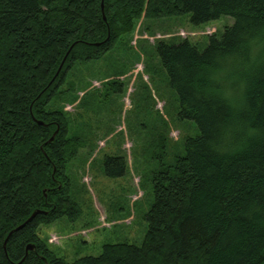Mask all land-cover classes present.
<instances>
[{
  "label": "trees",
  "instance_id": "1",
  "mask_svg": "<svg viewBox=\"0 0 264 264\" xmlns=\"http://www.w3.org/2000/svg\"><path fill=\"white\" fill-rule=\"evenodd\" d=\"M102 2L105 20L101 0H0V264H264V0ZM184 14L193 25L223 15L233 23L202 51L186 38L139 47L165 70L178 117L200 132L153 172L140 246L106 243L67 262L38 228L80 214L65 169L85 141L60 106L77 99L73 72L119 48L139 18ZM90 99L80 105L93 112ZM103 165L111 177L127 170L123 156L106 155Z\"/></svg>",
  "mask_w": 264,
  "mask_h": 264
},
{
  "label": "rangeland",
  "instance_id": "2",
  "mask_svg": "<svg viewBox=\"0 0 264 264\" xmlns=\"http://www.w3.org/2000/svg\"><path fill=\"white\" fill-rule=\"evenodd\" d=\"M232 23L229 15L199 25L189 21V14L160 20L141 17L119 48L74 70L71 79L81 84L75 90L77 99L61 101L60 106L70 132L85 141L65 169L80 214L73 222L63 216L38 228L40 238L57 256L73 262L99 255L106 243L142 244L153 172L184 154L185 138L200 131L193 120L178 117V97L167 84L165 70L158 60H147L139 46L186 38L202 51L208 36L220 37ZM109 79L118 83L112 89ZM85 93L91 94L93 112L80 105ZM106 155L123 156L126 173L108 176L103 165Z\"/></svg>",
  "mask_w": 264,
  "mask_h": 264
},
{
  "label": "water",
  "instance_id": "3",
  "mask_svg": "<svg viewBox=\"0 0 264 264\" xmlns=\"http://www.w3.org/2000/svg\"><path fill=\"white\" fill-rule=\"evenodd\" d=\"M100 7H101L102 18L105 20V15H104V10H103V2H102V0H101ZM96 44H98V43H96ZM71 46H73V45H71ZM71 46L69 47V49L71 48ZM69 49H68V51L66 52V54L64 55V57H63V59H62L60 65H59V67L57 68V71H56V73H55L53 79L57 76V74H58V72H59V70H60V68H61V66H62V64H63V62H64V60H65V57L67 56V54H68V52H69ZM53 79H52V80H53ZM52 80L49 82V84L52 82ZM49 84H48V85H49ZM35 120H36V119H35ZM36 121H37L38 124H41V125L43 124V122L40 121V120H36ZM57 132H58V127L55 129V131H54V132L52 133V135L50 136V138H49L50 141L54 139V137H55V135H56ZM44 192H45V191H44ZM39 211H41V210H35V211H33V212L31 213V215H30V216H29V217H28L23 223H21L20 225L16 226L12 231H10V232L7 234L6 238H5L4 245H5V243H6L7 238L9 237V235H10L13 231L20 229V228H21L26 222H28V221H29V220H30V219H31L36 213H38ZM28 251H35V245L32 244V243L26 245V247H25V252L27 253ZM42 259H43L44 261H46L44 257H42ZM46 264H47V263H46Z\"/></svg>",
  "mask_w": 264,
  "mask_h": 264
}]
</instances>
